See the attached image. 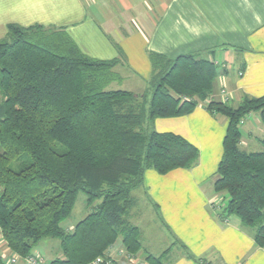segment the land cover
<instances>
[{"label": "trees", "instance_id": "obj_1", "mask_svg": "<svg viewBox=\"0 0 264 264\" xmlns=\"http://www.w3.org/2000/svg\"><path fill=\"white\" fill-rule=\"evenodd\" d=\"M149 60L147 92L106 89L120 79L118 59L84 54L63 28L7 25L0 38V233L16 256L35 255L42 264L32 249L45 238L57 239L63 255L48 264H116L107 251L118 238L128 255L140 250L139 230L127 218L131 190L147 169L163 175L198 158L180 134L149 127L191 112L210 96L217 73L212 60L190 53L150 52ZM205 107L227 118L213 181L227 195L219 215L237 216L264 248V133L262 149L246 151L239 129L251 112L264 124V95ZM78 191L90 211L65 229ZM145 260L163 264L162 255Z\"/></svg>", "mask_w": 264, "mask_h": 264}, {"label": "crops", "instance_id": "obj_2", "mask_svg": "<svg viewBox=\"0 0 264 264\" xmlns=\"http://www.w3.org/2000/svg\"><path fill=\"white\" fill-rule=\"evenodd\" d=\"M8 24L63 28L84 54L118 59L113 70L121 77L131 70L134 93L148 86L150 52L212 60L217 73L210 96L188 114L158 118L149 127L189 140L198 149L196 163L163 175L145 170L142 185L131 194L143 193L149 213L143 217L132 194L135 204L127 217L139 230L141 248L130 256L118 238V256L110 248L107 255L116 264H150L147 254L162 255L163 264H264V248L255 244L252 231L235 215H219L227 195L216 192L213 181L227 118L205 107L210 100H223L221 89L233 104L243 96L264 95V0H0V38ZM239 129L240 146L260 150L264 124L258 112L245 116ZM159 236L169 238L170 245L155 252ZM0 251L12 255V264L23 261L1 233Z\"/></svg>", "mask_w": 264, "mask_h": 264}, {"label": "rangeland", "instance_id": "obj_3", "mask_svg": "<svg viewBox=\"0 0 264 264\" xmlns=\"http://www.w3.org/2000/svg\"><path fill=\"white\" fill-rule=\"evenodd\" d=\"M128 71L131 70H123L124 74L121 77L120 75V79L119 80H114L111 81L107 86L106 89H122V90H133V83L135 82V78H133V74L130 75L128 74ZM140 81H144L141 80V78H139ZM143 92H147V89H143ZM231 103V102H230ZM233 104V103H231ZM152 127V125H151ZM246 135V134H245ZM247 138V135L245 136ZM258 146V145H257ZM242 149L248 151L247 149H245L243 146H240ZM259 149H262L261 145H259ZM250 150H258V149H250ZM211 180V178L209 179ZM142 185V184H140ZM136 190L132 191V194H134V196L136 197L137 200V205L135 206L136 208H138L139 210H142V214L143 217H145L146 214H148L149 210L147 207H145L146 204V198L145 196H143V193H136ZM98 201H96L94 204H96ZM90 211V208L86 206V195L84 192L82 191H78L77 195H76V199L71 211V214L69 215V217H67L62 223L61 225L65 228H71L72 226H74V224H76V222H78L80 219H82L88 212ZM145 214V215H144ZM145 228L143 227V241L146 242L145 236H146V230L148 229V225H146L145 223ZM163 234H166V232H163ZM158 242L154 243V251H161L163 249H165L167 246L170 245V240L169 238H164L159 236L158 237ZM58 243V240L55 238H45L42 239L40 242H38L34 247H33V252L38 253L39 256L42 257V264H48L50 260L57 258V257H62V252L61 250L58 248V246L55 244ZM120 243L119 240H117L111 247L110 249L112 250V253H114V257L117 255V250H118V244ZM1 252V251H0ZM1 254V258L4 261L5 264H12L10 262L11 257L12 256L10 253L8 252H3L0 253ZM116 254V255H115ZM142 254V253H141ZM28 257V256H27ZM25 257V259L27 258ZM25 259H23V263L19 261L18 264H25ZM165 260V259H164ZM164 260H162V262H164Z\"/></svg>", "mask_w": 264, "mask_h": 264}, {"label": "built area", "instance_id": "obj_4", "mask_svg": "<svg viewBox=\"0 0 264 264\" xmlns=\"http://www.w3.org/2000/svg\"><path fill=\"white\" fill-rule=\"evenodd\" d=\"M221 95H222V99L223 101H228L230 99L229 94L226 92L225 89H221ZM12 262L14 261V259L11 260ZM100 261V258H96L95 261L93 262V264H97ZM25 264H39V259L37 256L35 255H31L28 256L25 259Z\"/></svg>", "mask_w": 264, "mask_h": 264}]
</instances>
